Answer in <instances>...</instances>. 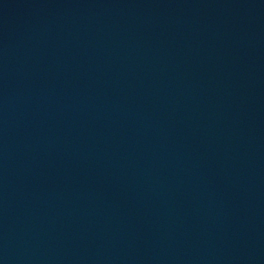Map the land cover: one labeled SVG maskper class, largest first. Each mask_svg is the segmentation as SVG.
<instances>
[{
  "label": "water",
  "instance_id": "obj_1",
  "mask_svg": "<svg viewBox=\"0 0 264 264\" xmlns=\"http://www.w3.org/2000/svg\"><path fill=\"white\" fill-rule=\"evenodd\" d=\"M0 264H264V0H0Z\"/></svg>",
  "mask_w": 264,
  "mask_h": 264
}]
</instances>
